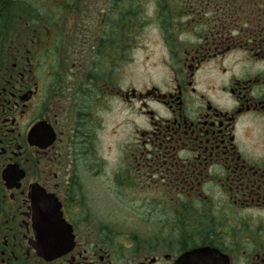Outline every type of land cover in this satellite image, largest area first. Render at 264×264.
I'll return each instance as SVG.
<instances>
[{"label":"flooded vegetation","instance_id":"af4514ba","mask_svg":"<svg viewBox=\"0 0 264 264\" xmlns=\"http://www.w3.org/2000/svg\"><path fill=\"white\" fill-rule=\"evenodd\" d=\"M0 264H264V0H0Z\"/></svg>","mask_w":264,"mask_h":264},{"label":"rangeland","instance_id":"374dc122","mask_svg":"<svg viewBox=\"0 0 264 264\" xmlns=\"http://www.w3.org/2000/svg\"><path fill=\"white\" fill-rule=\"evenodd\" d=\"M140 37V48L136 52H132V56L134 55L138 59L137 65H125V75H131L135 68H144L145 66H148L147 69H152L154 66L153 64L158 61L159 56L161 55L159 36L156 30L146 28ZM148 57L150 60L147 63H144L145 59ZM129 79L127 80L129 81Z\"/></svg>","mask_w":264,"mask_h":264}]
</instances>
